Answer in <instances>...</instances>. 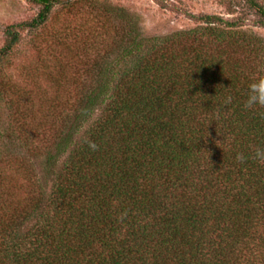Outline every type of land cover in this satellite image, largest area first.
<instances>
[{"label":"trees","instance_id":"trees-1","mask_svg":"<svg viewBox=\"0 0 264 264\" xmlns=\"http://www.w3.org/2000/svg\"><path fill=\"white\" fill-rule=\"evenodd\" d=\"M28 1L0 72L24 30L79 0ZM115 12L107 39L66 48L73 73L42 60L0 78V264H264V108L243 107L264 37L216 14L147 36Z\"/></svg>","mask_w":264,"mask_h":264},{"label":"rangeland","instance_id":"rangeland-1","mask_svg":"<svg viewBox=\"0 0 264 264\" xmlns=\"http://www.w3.org/2000/svg\"><path fill=\"white\" fill-rule=\"evenodd\" d=\"M257 1L264 7V0ZM64 5L59 4L53 9L41 29L33 34L23 31V42L16 50L18 53L12 57L11 64L2 66L4 70L0 72L3 84L7 85L5 88L13 81L19 85L24 80V66L35 68L42 60L47 63L45 69L52 71L53 75L61 67L66 72V66L72 68L70 72L67 70L68 73H73L78 65L71 61L66 48L74 52L86 42L100 43L107 39L109 32L122 27L113 19L118 8L134 19L138 16L147 36H165L198 26L199 23L189 14H216L225 19L243 21L244 27L264 37V27L256 25L258 16L244 0H79L74 5ZM38 10V6L28 0H0V47L5 42L4 31L8 25L30 21ZM10 74L14 75L9 78ZM41 83L46 88L47 83ZM0 121L4 128L12 126L6 109L0 112Z\"/></svg>","mask_w":264,"mask_h":264},{"label":"clouds","instance_id":"clouds-1","mask_svg":"<svg viewBox=\"0 0 264 264\" xmlns=\"http://www.w3.org/2000/svg\"><path fill=\"white\" fill-rule=\"evenodd\" d=\"M231 99L232 97L229 96L225 102L228 103ZM243 107L247 110L264 108V75H258L250 80L247 94L243 99ZM259 155L264 158V153H259Z\"/></svg>","mask_w":264,"mask_h":264}]
</instances>
